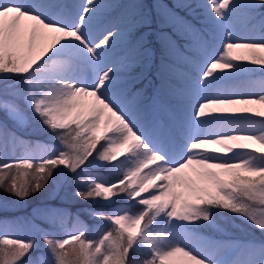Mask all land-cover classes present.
<instances>
[{
    "label": "snow or ice",
    "instance_id": "6c2138e0",
    "mask_svg": "<svg viewBox=\"0 0 264 264\" xmlns=\"http://www.w3.org/2000/svg\"><path fill=\"white\" fill-rule=\"evenodd\" d=\"M241 19L252 29L244 36ZM153 24L159 85L149 91L135 85L156 58L143 31ZM66 41L79 46L61 48ZM254 71L264 75V0H0V78L28 86L0 84V145L24 143V105L64 145L38 164L16 162L30 178L0 176V190L25 201L57 169L79 185L91 163L109 178L73 197L143 206L136 215L93 212L116 226L95 242L82 230L52 238L38 225L43 247L4 234L0 246L13 247L2 264H264V89L229 90ZM13 205L0 199V212ZM214 208L246 219L261 239L193 246L188 232L217 227ZM33 214L55 224L67 213ZM161 223L170 227L154 230Z\"/></svg>",
    "mask_w": 264,
    "mask_h": 264
},
{
    "label": "rangeland",
    "instance_id": "374dc122",
    "mask_svg": "<svg viewBox=\"0 0 264 264\" xmlns=\"http://www.w3.org/2000/svg\"><path fill=\"white\" fill-rule=\"evenodd\" d=\"M70 2V0H69ZM76 2H82V0H76ZM71 12L74 13L75 6L73 5ZM156 25H150L143 31L147 33V46L156 53V58L149 66H145L142 70L143 79L135 85L136 88L149 87V91L152 88L159 85V79L157 77V65L159 63V43L152 34ZM236 29L241 36L246 35L251 31V25H248L245 21L237 20ZM77 43L66 41L60 47L77 48ZM244 67H256L248 65L246 62H240ZM137 71H141L138 67ZM85 79L89 78V73H84ZM0 84H12L21 90L27 91V85L18 78H0ZM264 89V75L259 71L241 73L239 76H235L229 82V90L236 93H259ZM27 109L28 123L16 129L17 135L24 143L16 142L10 143L6 147L0 145V165L4 163L12 164V171L9 172L8 168L0 167V176H11L17 180V183H22L32 173V170L23 171L17 168L16 162L21 159L34 158L39 161L53 156L59 150L64 148L62 143H58L53 140L46 139L44 135L40 134L39 127L43 126L39 118L35 116L31 108L28 105H24ZM258 130V129H257ZM24 136H29L24 138ZM34 137H37L34 139ZM32 140V148L27 145V141ZM103 143V141H101ZM99 148V144L97 145ZM62 167V166H60ZM103 176L108 179L107 169L98 167L95 164H89L85 166L84 172L81 174V183L77 185L73 182L72 174L68 173L66 169H57L53 172L52 178L48 181L45 188L28 197L25 201H15V197L9 196L7 193L0 190V199L7 200L14 205L10 207L8 213L0 212V238L4 234L8 235V238H19L23 241L36 240L37 244L43 247V241L40 239V234L36 231L34 225H38L41 229L47 231L52 238H67L69 235L84 231L89 240L98 241L108 231H112L116 226L107 219H102L99 216H94L93 212H104L111 214L112 211H119L121 214L127 212L129 215L139 214L143 210V206L136 204L133 201L121 200L119 207L113 208L115 205L106 204L103 201H77L75 197L71 196L69 186L75 187L79 190H87L89 183L98 177ZM45 193V197L37 203L29 205L28 202L35 197H41ZM143 196L149 195L148 193L142 194ZM34 209H54L66 210V215L55 224L41 219L39 216L33 214ZM215 216V223L217 227H211L206 224L203 226L188 232L189 235H196L201 239H216V240H232L237 242H243L246 238L254 235L257 240L261 239V235L258 230L252 228L251 224L246 219L229 213L223 209H212ZM147 219V218H145ZM143 226V222H142ZM170 227L165 223L160 225H154V230L164 231L165 228ZM177 231H180L179 229ZM166 234V233H165ZM13 246H0V264L4 259L6 251L10 250ZM68 247V246H66ZM22 259V258H21ZM18 264V262H16Z\"/></svg>",
    "mask_w": 264,
    "mask_h": 264
},
{
    "label": "trees",
    "instance_id": "16d2710c",
    "mask_svg": "<svg viewBox=\"0 0 264 264\" xmlns=\"http://www.w3.org/2000/svg\"><path fill=\"white\" fill-rule=\"evenodd\" d=\"M39 131H40V134H42V135H44L45 137H47L46 139H48V140H53V141H56V142H58V143H61L59 140L55 139V138L52 136L51 133H49V132H47L46 130H44V126H40V127H39ZM28 137H29V136H24V138H28ZM36 138H37V137H34V139H36ZM27 142H28L27 145H29V147L32 148V140H31V141H27ZM27 159L31 160V161L33 162L34 165H35V164H38V163H40V162H42V161H39L38 159H34V158H27ZM22 160H24V159H21V160H19V161H22ZM19 161H18V162H19ZM16 166H17V165H16ZM69 188H70V191H71V196H72V193H73L74 191L79 190V189H77V188H75V187H72V186H69ZM44 197H45V193H43V194L41 195V197H39V198H38V196L35 197V199H32L31 201H29L28 204L31 205V204L37 203V202H39L40 200H42ZM72 197H73V196H72ZM76 199H77V201H80L79 198H76Z\"/></svg>",
    "mask_w": 264,
    "mask_h": 264
},
{
    "label": "bare ground",
    "instance_id": "6f19581e",
    "mask_svg": "<svg viewBox=\"0 0 264 264\" xmlns=\"http://www.w3.org/2000/svg\"><path fill=\"white\" fill-rule=\"evenodd\" d=\"M177 235L182 238L185 235V233L180 230V231H177ZM187 235L192 237V239L190 240V243L193 246H195V244L199 243L200 240H202L200 237H198L196 235H189L188 233H187ZM233 258H235V257H233Z\"/></svg>",
    "mask_w": 264,
    "mask_h": 264
}]
</instances>
